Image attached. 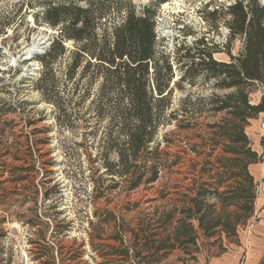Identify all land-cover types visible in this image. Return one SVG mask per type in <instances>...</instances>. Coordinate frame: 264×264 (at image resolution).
Listing matches in <instances>:
<instances>
[{
    "label": "trees",
    "instance_id": "16d2710c",
    "mask_svg": "<svg viewBox=\"0 0 264 264\" xmlns=\"http://www.w3.org/2000/svg\"><path fill=\"white\" fill-rule=\"evenodd\" d=\"M41 3L35 20L57 32L44 52L34 55L41 65L36 86L56 108L60 124L83 129L76 143L96 148L90 158L99 174L94 198H103L108 188L125 184L131 192L167 179L159 197L150 200L165 204L134 226L112 209H95L89 253L105 258L101 264H159L177 249L193 254L189 247L196 246L199 251L202 237L215 239L208 243L225 252L224 241H237L256 215L258 182L251 166L261 155L247 127L264 113V96L257 103L251 99L255 86L264 85V4L237 0L225 10L207 12L208 21L223 14L229 30L225 44L203 35L169 49L156 30L157 3ZM236 40L241 46L234 54ZM201 85L209 92L194 91ZM177 90L184 96L176 98ZM181 133L186 145L172 152L177 146L172 136L181 139ZM191 154L190 167L177 169ZM183 174L181 180L173 178ZM188 178L191 182L184 184ZM108 179L112 183L106 185ZM129 204L127 210L138 207ZM108 228L113 231L107 233ZM84 246L68 260L79 264L88 253ZM44 256L50 260L40 264H56L51 250H43Z\"/></svg>",
    "mask_w": 264,
    "mask_h": 264
},
{
    "label": "rangeland",
    "instance_id": "374dc122",
    "mask_svg": "<svg viewBox=\"0 0 264 264\" xmlns=\"http://www.w3.org/2000/svg\"><path fill=\"white\" fill-rule=\"evenodd\" d=\"M42 1L45 0H0V264H40L50 260V256L40 257L43 250H51L56 264H75L68 258L82 243L85 244L82 250L88 253L79 264H101L105 258L89 253L92 231L89 222L96 219L94 210L112 209L118 216L133 220L134 226L139 218L154 214L156 206L165 204L164 200H150L159 197L158 190L167 179L153 188L142 186L131 192L125 184L108 188L103 198H94L93 180L99 174H94L92 168H97V164L90 158L95 157L96 148L76 143L80 142L79 132L83 129L60 124L56 108L41 96L36 86L41 65L34 56L29 57V49L39 38H42L40 46L48 47L57 32L34 18V14L43 10ZM132 1L138 7L157 3L156 30L167 47L173 49L177 41L191 44L203 35L225 44L229 30L223 14H218L214 21L205 16L218 8L225 10L237 0ZM261 2L264 4V0ZM240 46V40L233 43L234 54ZM216 57L229 60L226 54ZM194 91L208 93L209 89L201 85ZM184 94L177 90L175 97ZM263 96L264 85H256L252 101L257 103ZM169 130L180 133L173 127ZM247 133L253 148L261 155V161L251 166L258 182V196L256 215L240 229L237 241H224L225 252L235 258V264H247L253 254L264 255V113L251 120ZM181 135V139L172 136L177 144L170 149L172 152L178 146L185 147L186 134ZM190 157L194 155L186 157L187 165L177 169L189 168ZM184 177V174L173 176L179 180ZM190 182L188 178L184 184ZM111 183L109 179L106 181V185ZM128 202L129 206L137 203L138 207L127 210ZM112 231L107 229V233ZM214 240L202 237L199 251L196 246H190V251L202 252L208 261L223 252L219 244L208 243Z\"/></svg>",
    "mask_w": 264,
    "mask_h": 264
},
{
    "label": "crops",
    "instance_id": "0c3cea01",
    "mask_svg": "<svg viewBox=\"0 0 264 264\" xmlns=\"http://www.w3.org/2000/svg\"><path fill=\"white\" fill-rule=\"evenodd\" d=\"M263 256H252L249 257L247 264H262ZM204 254L202 252H196L191 254V257L186 254L183 250H174L169 253L165 259L159 264H235V258L230 256L226 252H222L220 255L210 258L208 261L204 260Z\"/></svg>",
    "mask_w": 264,
    "mask_h": 264
},
{
    "label": "water",
    "instance_id": "95a60500",
    "mask_svg": "<svg viewBox=\"0 0 264 264\" xmlns=\"http://www.w3.org/2000/svg\"><path fill=\"white\" fill-rule=\"evenodd\" d=\"M42 44V38H39L36 42V46L31 49L30 52H28L29 57L34 56L36 53H42L44 52L45 47H41Z\"/></svg>",
    "mask_w": 264,
    "mask_h": 264
},
{
    "label": "bare ground",
    "instance_id": "6f19581e",
    "mask_svg": "<svg viewBox=\"0 0 264 264\" xmlns=\"http://www.w3.org/2000/svg\"><path fill=\"white\" fill-rule=\"evenodd\" d=\"M36 46V43L34 44V46L32 48H34ZM31 51V49H29V52Z\"/></svg>",
    "mask_w": 264,
    "mask_h": 264
}]
</instances>
